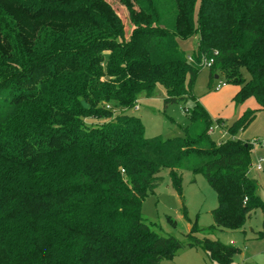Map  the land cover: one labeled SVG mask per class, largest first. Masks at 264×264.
Masks as SVG:
<instances>
[{"label":"trees","instance_id":"16d2710c","mask_svg":"<svg viewBox=\"0 0 264 264\" xmlns=\"http://www.w3.org/2000/svg\"><path fill=\"white\" fill-rule=\"evenodd\" d=\"M132 1L144 21L127 33L107 0H0V264L172 261L185 246L142 214L164 170L179 195L181 172L215 191L209 230L238 231L255 208L264 212L249 177L253 145L216 144L193 93L212 60L211 80L238 87L236 104H258L229 134L264 112V0ZM193 36L187 54L180 41ZM158 86L165 105H190L183 137L148 139L130 113ZM201 231L192 226L187 247L229 264L238 250L199 240Z\"/></svg>","mask_w":264,"mask_h":264},{"label":"rangeland","instance_id":"374dc122","mask_svg":"<svg viewBox=\"0 0 264 264\" xmlns=\"http://www.w3.org/2000/svg\"><path fill=\"white\" fill-rule=\"evenodd\" d=\"M115 8L125 23L127 33L133 29V24L143 23L144 17L132 0H107ZM133 20H131V15ZM198 37L193 36L180 41L182 50L192 54L197 50ZM244 77L249 75L244 71ZM219 80H211L210 71L204 68L198 75L193 93L202 102L214 121L211 139L216 144H222L233 138L253 145L252 168L249 177L258 182V196L264 203V171H257L259 159L264 160V112L258 111L256 119L235 137L229 134V127L244 112L258 108L255 99L249 98L242 104L234 103V94L226 97V91L238 87L227 84L221 90L210 89V84H218ZM165 90L158 86L151 97L141 95L137 102L138 111L130 113L140 118L144 126V136L148 139L162 137L171 139L183 137L184 130L189 125L185 113L190 106L183 102L165 105ZM221 120V126L216 124ZM98 124V121H92ZM182 174V194L179 195L172 187L169 171L161 173V184L155 193L149 195L142 206L143 218L152 229L164 237H173L185 246L175 258L166 264H213L207 254L200 248L187 247V235L194 224L202 229L196 235L199 240L209 239L219 241L225 246L233 247L238 252L229 264H264V212L257 207L251 212L242 229L209 230L214 225L212 212L218 207V197L202 175L189 172ZM184 207L186 211L183 212Z\"/></svg>","mask_w":264,"mask_h":264},{"label":"built area","instance_id":"2783aa9c","mask_svg":"<svg viewBox=\"0 0 264 264\" xmlns=\"http://www.w3.org/2000/svg\"><path fill=\"white\" fill-rule=\"evenodd\" d=\"M189 60H191V59H189ZM213 64V61L212 60H208V61H204V65H205V67L206 68H210V66ZM226 86V84L224 83V82H222V81H220L216 86H215V90L216 91H219V90H221L223 87H225ZM139 110V107L138 106H136L135 108H134V111H138ZM217 127H219V125L218 126H216V128ZM213 133V131H212V128L210 129V131H209V134L211 135ZM263 169H264V160L263 159H259V164L256 166V170L257 171H263Z\"/></svg>","mask_w":264,"mask_h":264},{"label":"crops","instance_id":"0c3cea01","mask_svg":"<svg viewBox=\"0 0 264 264\" xmlns=\"http://www.w3.org/2000/svg\"><path fill=\"white\" fill-rule=\"evenodd\" d=\"M215 80H218V78H215ZM217 84H210L209 86H210V89H215V86H216ZM237 92H238V90H237V88L235 89V90H228V91H226V97H228V98H230V96H232L233 94H234V98H235V96H236V94H237ZM234 98H233V100H234ZM201 104H202V102L200 101V100H198ZM234 103H235V101H234ZM236 104V103H235ZM242 105H244V103L242 104ZM205 108V107H204Z\"/></svg>","mask_w":264,"mask_h":264},{"label":"water","instance_id":"95a60500","mask_svg":"<svg viewBox=\"0 0 264 264\" xmlns=\"http://www.w3.org/2000/svg\"><path fill=\"white\" fill-rule=\"evenodd\" d=\"M216 78H218V77H216ZM82 104L87 109V105L85 104V102H83Z\"/></svg>","mask_w":264,"mask_h":264}]
</instances>
